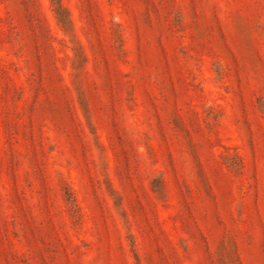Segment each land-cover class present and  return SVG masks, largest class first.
<instances>
[{
  "label": "rangeland",
  "instance_id": "rangeland-1",
  "mask_svg": "<svg viewBox=\"0 0 264 264\" xmlns=\"http://www.w3.org/2000/svg\"><path fill=\"white\" fill-rule=\"evenodd\" d=\"M0 264H264V0H0Z\"/></svg>",
  "mask_w": 264,
  "mask_h": 264
}]
</instances>
